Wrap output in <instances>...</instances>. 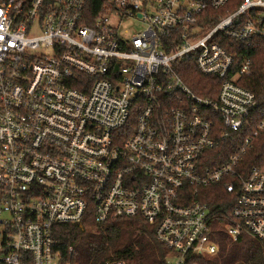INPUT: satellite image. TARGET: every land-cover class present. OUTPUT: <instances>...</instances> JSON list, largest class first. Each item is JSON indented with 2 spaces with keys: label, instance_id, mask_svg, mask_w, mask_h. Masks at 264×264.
<instances>
[{
  "label": "built area",
  "instance_id": "built-area-1",
  "mask_svg": "<svg viewBox=\"0 0 264 264\" xmlns=\"http://www.w3.org/2000/svg\"><path fill=\"white\" fill-rule=\"evenodd\" d=\"M262 40L264 0H0V264H69L55 226L90 214L155 225L166 264L215 256L216 184L264 253Z\"/></svg>",
  "mask_w": 264,
  "mask_h": 264
},
{
  "label": "trees",
  "instance_id": "trees-1",
  "mask_svg": "<svg viewBox=\"0 0 264 264\" xmlns=\"http://www.w3.org/2000/svg\"><path fill=\"white\" fill-rule=\"evenodd\" d=\"M92 5H95V1ZM252 57L255 65L251 78L253 81H246L245 85L261 95L264 93V40ZM190 65L184 69L183 75L195 91L201 92L199 83L210 82V79L203 76L194 64ZM230 145V142H226L220 150L213 151V154H219V162L214 165L222 163L226 155L231 154ZM263 151L264 143L261 142L257 153ZM199 190L198 198L206 202L213 212L212 235L220 250L215 256L189 257V264H264L260 243L247 234L234 241L228 233V226L233 224L231 215L235 196L221 184ZM54 236L59 243L62 260L69 264H166L169 255V250L157 239L155 225L140 217L97 223L90 214L82 225H56Z\"/></svg>",
  "mask_w": 264,
  "mask_h": 264
},
{
  "label": "rangeland",
  "instance_id": "rangeland-1",
  "mask_svg": "<svg viewBox=\"0 0 264 264\" xmlns=\"http://www.w3.org/2000/svg\"><path fill=\"white\" fill-rule=\"evenodd\" d=\"M140 26L141 27H144V25H142V23H140L139 21H137V20H130L129 22H127V23H125L123 25V29L134 30L135 28H138ZM176 263H177V261L174 260V259L169 260V264H176Z\"/></svg>",
  "mask_w": 264,
  "mask_h": 264
}]
</instances>
